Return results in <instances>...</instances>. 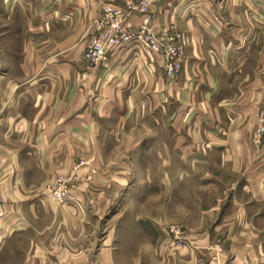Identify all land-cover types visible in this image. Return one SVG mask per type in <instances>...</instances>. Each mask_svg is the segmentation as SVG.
<instances>
[{
    "label": "crops",
    "instance_id": "crops-1",
    "mask_svg": "<svg viewBox=\"0 0 264 264\" xmlns=\"http://www.w3.org/2000/svg\"><path fill=\"white\" fill-rule=\"evenodd\" d=\"M140 1L0 0V255L15 241L17 264H264V142L253 140L264 0H163L148 15L133 11ZM105 5L131 27L148 16L157 36L178 32L179 76L167 79L163 59L137 44L85 64ZM56 176L75 178L74 201L47 196ZM151 180L231 182L224 207L192 204L195 220L158 219V235L129 237L116 201ZM137 242L150 245L140 257L120 248Z\"/></svg>",
    "mask_w": 264,
    "mask_h": 264
},
{
    "label": "rangeland",
    "instance_id": "rangeland-1",
    "mask_svg": "<svg viewBox=\"0 0 264 264\" xmlns=\"http://www.w3.org/2000/svg\"><path fill=\"white\" fill-rule=\"evenodd\" d=\"M3 23V22H2ZM0 29H1V21H0ZM12 42H9L11 44ZM257 125V124H256ZM254 137V133H253ZM254 140V138H253ZM127 143L122 142L120 145L125 146ZM120 150L121 152L126 151L122 147L117 149L114 147V151ZM144 150L138 148L136 150H131L130 154H132V158L137 157V161L143 158ZM126 158V157H124ZM124 160V159H122ZM112 166H109L111 168ZM172 168V166H170ZM131 172L138 174L141 176L142 172L145 170L143 166L137 164L136 166L131 167ZM162 171L159 165L151 166V172L154 174H158ZM172 171V170H171ZM62 177V176H56ZM55 177V178H56ZM54 178V179H55ZM231 180L219 181V182H208V181H185V182H163L161 183L159 180H151L150 182L144 183L143 181L137 182V188L135 191H131L130 193L125 192L124 195L130 196H120L116 201V208L120 205L119 213L117 215V219L119 220L120 228L126 232L129 237H146V239H150L149 237L158 235L157 232V220L165 219L170 222H176V220L187 219L191 222V220H195V216L197 214H192V204L200 205L201 209H206L207 207H213L214 205L219 204L221 207L226 205V197L223 194H227L229 183ZM211 184V186L209 185ZM199 184V190H196V185ZM45 187V186H44ZM180 189L184 190L182 195L180 194ZM167 190V191H165ZM178 192V193H177ZM221 195V196H220ZM126 200V201H125ZM220 200V203H219ZM125 202V203H123ZM128 202V203H127ZM130 202V203H129ZM178 205V206H177ZM181 205V207H179ZM189 207V208H187ZM118 209V208H117ZM221 211V210H220ZM180 212H184V215ZM220 214V213H219ZM204 218H200L203 220ZM205 218L204 220H206ZM198 220V219H197ZM214 222V221H213ZM140 232V233H139ZM145 232V233H144ZM125 233V234H126ZM146 233L148 236H146ZM126 234V236H127ZM140 234V235H139ZM142 238V239H143ZM145 239V240H146ZM13 245L11 248L5 250V252L0 255V264H17V260L15 258V241H13ZM120 248H126L130 250V253L135 250L137 252V256L139 255L140 249L150 248V245L145 242H138L132 244H121ZM141 258L143 260L148 256L143 255ZM127 251L126 257L122 259L120 262H126L127 259ZM134 256V254H133ZM140 257V256H138ZM137 257V258H138Z\"/></svg>",
    "mask_w": 264,
    "mask_h": 264
},
{
    "label": "built area",
    "instance_id": "built-area-1",
    "mask_svg": "<svg viewBox=\"0 0 264 264\" xmlns=\"http://www.w3.org/2000/svg\"><path fill=\"white\" fill-rule=\"evenodd\" d=\"M163 0H141L133 11L148 15L149 8ZM104 18L97 22L98 32L83 51L82 59L90 67L105 62L107 51L119 50L123 47L137 44L148 52L158 54L164 62V74L167 79L174 80L179 76L184 61V44L182 36L174 31L164 32L157 36L155 31L148 28L150 17L144 19L140 27H131L126 24V16L111 5L102 9ZM254 141L257 144L264 142V104L257 115V125L254 130ZM75 178L56 177L45 184L44 191L52 202L63 205L74 201L71 196ZM76 203V202H75ZM3 215V199L0 194V219ZM167 233L172 237L179 248L186 246L184 233L179 227H169Z\"/></svg>",
    "mask_w": 264,
    "mask_h": 264
}]
</instances>
